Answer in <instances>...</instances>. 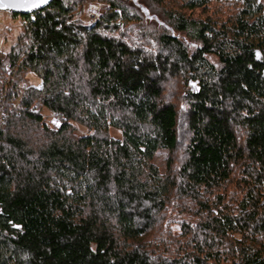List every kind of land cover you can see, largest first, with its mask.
Wrapping results in <instances>:
<instances>
[{"label": "trees", "instance_id": "1", "mask_svg": "<svg viewBox=\"0 0 264 264\" xmlns=\"http://www.w3.org/2000/svg\"><path fill=\"white\" fill-rule=\"evenodd\" d=\"M137 2L6 12L0 264H264V0Z\"/></svg>", "mask_w": 264, "mask_h": 264}, {"label": "rangeland", "instance_id": "2", "mask_svg": "<svg viewBox=\"0 0 264 264\" xmlns=\"http://www.w3.org/2000/svg\"><path fill=\"white\" fill-rule=\"evenodd\" d=\"M98 7L97 5H88L85 9L83 15L84 22L90 24V21H94L99 16V12H94L93 7ZM95 17V18H94ZM20 21L14 19L9 13H0V52H7L16 42L18 35L20 33ZM25 77H29V73H25ZM112 136L116 138H121L118 133L112 132ZM155 165L163 173L165 172L166 165V154L160 153L155 160Z\"/></svg>", "mask_w": 264, "mask_h": 264}, {"label": "water", "instance_id": "3", "mask_svg": "<svg viewBox=\"0 0 264 264\" xmlns=\"http://www.w3.org/2000/svg\"><path fill=\"white\" fill-rule=\"evenodd\" d=\"M55 0H47V2H41V0H0V3L4 5H9V6H4L0 7V13H12L14 15L18 16H30L33 15L34 13L38 11H42L49 7ZM127 2H132L134 3L143 13L145 16L146 21H156L159 23V21L151 17L149 15V12L141 5L138 4L137 0H124Z\"/></svg>", "mask_w": 264, "mask_h": 264}, {"label": "built area", "instance_id": "4", "mask_svg": "<svg viewBox=\"0 0 264 264\" xmlns=\"http://www.w3.org/2000/svg\"><path fill=\"white\" fill-rule=\"evenodd\" d=\"M98 6V5H97ZM91 7H93V6H91ZM93 9H94V12H99L100 11V9H101V7L100 6H98V7H93ZM95 18V17H94ZM98 18H99V16H98V14H97V17L95 18V20L94 21H90V24H88V25H93L97 20H98ZM20 102V100H18L17 101V105H18V103ZM3 122H2V120L0 119V124H2Z\"/></svg>", "mask_w": 264, "mask_h": 264}, {"label": "snow or ice", "instance_id": "5", "mask_svg": "<svg viewBox=\"0 0 264 264\" xmlns=\"http://www.w3.org/2000/svg\"><path fill=\"white\" fill-rule=\"evenodd\" d=\"M41 2H47V0H41ZM4 6H9V5H4V4L0 3V7H4Z\"/></svg>", "mask_w": 264, "mask_h": 264}]
</instances>
